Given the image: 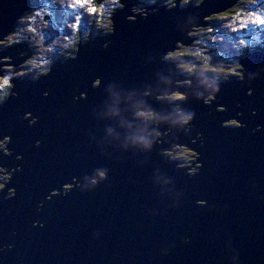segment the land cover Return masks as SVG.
<instances>
[{"label": "water", "instance_id": "1", "mask_svg": "<svg viewBox=\"0 0 264 264\" xmlns=\"http://www.w3.org/2000/svg\"><path fill=\"white\" fill-rule=\"evenodd\" d=\"M239 1L172 10L154 5L158 12L132 22L128 17L139 1L124 0L126 7L110 15L114 34L82 43L77 59L56 62L38 81L10 80L11 93L19 96L9 93L0 105V140L12 137L14 155L0 151V163L23 164V171L9 185L17 196L0 197V246L15 244L0 254V264H264V130L252 131L264 125V49L239 61L258 78L222 82L212 106L198 99L210 81L180 76L165 58L178 40L192 46L195 38L186 29L193 15L206 27L205 16ZM32 8L31 0H0V41ZM27 46L0 48V60H10L0 68L23 66L32 55ZM249 87L255 95H247ZM176 91L187 93L179 107L196 113V131L205 135V143L194 146L205 165L197 179L164 154L193 147L175 106L168 105ZM221 104L226 111H218ZM138 111L159 121L144 123ZM26 112L39 117L37 125L20 118ZM233 118L246 126H222ZM38 139L44 144L35 148ZM19 153L23 161H16ZM66 185L72 186L66 196L57 193L36 212L37 201ZM201 199L207 202L198 205ZM38 219L44 227H33Z\"/></svg>", "mask_w": 264, "mask_h": 264}, {"label": "clouds", "instance_id": "2", "mask_svg": "<svg viewBox=\"0 0 264 264\" xmlns=\"http://www.w3.org/2000/svg\"><path fill=\"white\" fill-rule=\"evenodd\" d=\"M61 5L63 6L64 0H59ZM76 0H74V3ZM207 0H179V6H177V0H166V5L163 4L164 7H166L169 10L176 9V8H188L191 6H195L197 8L202 7ZM111 3L115 5L113 8V16L115 15L116 11L118 9H124L126 7V4L124 3V0H111ZM252 3H255V0H252ZM157 5V0H145L144 5L140 6H133L131 9L132 15L128 17L129 21L135 22L139 18H148L150 15L156 13L159 11V7H149L147 5ZM69 7H72V2H69L68 4ZM104 9L101 8V13L103 15ZM264 12V9H260L259 11L256 12H249L248 16L252 17V20L250 21L251 23L261 26L264 24V15H261V13ZM217 14V13H214ZM213 14V15H214ZM39 15V13H37ZM211 15V16H213ZM194 16V21L190 24L189 29H186L187 36L188 37H196L197 35L207 31L211 32V28H205L204 24L200 22V18L198 15H193ZM211 16H205L204 20L205 22L211 17ZM22 19V18H21ZM79 21L80 18L77 17L76 23L69 25V27L76 29L77 32V38L75 41H70L69 37H64V41H70L72 44V48L69 50L68 43H63L61 44V41L59 39L53 41L52 45H48L47 47H43V41L42 43V50L48 55V59L45 60L43 65H40L37 63L36 59L34 57H29L25 63L27 65H32L33 67L31 68V76L32 78H28L31 80H40L42 77L47 76L51 73L53 66H54V59H52V56L56 55V47L61 46L63 47L66 51L62 52L61 55L63 58L66 59H77L81 50V38L79 35ZM99 28L97 29V34H99L101 31L100 29L107 27L108 31L103 32L104 34H114L116 31V24L115 20L112 18H109L107 21V24L101 18L100 20L97 21ZM247 23V22H246ZM30 31L35 32L36 29H30ZM92 33L90 34V39L88 36H85L83 39V42H90L92 39ZM2 43V41H0ZM195 44L199 45L200 40H195ZM239 44L241 45L240 49H248L249 45L245 41H240ZM111 45V41H106L103 45L105 49H108ZM184 56H195L198 58L200 61H202V65L197 68L196 66H190L188 63H181V67L184 68L187 72L189 73H195L196 71H200L201 73L203 72H209L211 73V81L208 84V90L207 94L201 93L198 96V99L203 100L204 104L212 106L213 103L217 100V97L219 96L221 92V83L222 82H227L228 77L223 76L222 74L226 71H230L233 77H239L240 81H246L249 84H251L254 80L258 78V74H250L248 73V70L245 68L243 64H241L238 59H236V63L232 66H229V68H225L222 65H217L213 64L212 57L203 55L201 51H193L189 46L185 45L183 40H178L177 41V49L175 51H169L165 58H178V57H184ZM60 57V56H59ZM58 59V57L56 58ZM67 61V60H66ZM59 62V61H58ZM65 62V61H62ZM56 64V63H55ZM178 66V65H177ZM26 78V77H25ZM24 79V78H23ZM96 86L102 83V81H95L94 82ZM51 93L50 91H45L43 95L45 97L49 96ZM83 95V94H81ZM247 95L248 96H253L255 95V89L253 87H249L247 90ZM12 96H19V93L16 91H13L11 93ZM162 98V97H161ZM169 98L173 101H187L188 100V95L185 92L182 91H176L171 93ZM9 98V93L5 92L3 96H0V105H3L6 101H8ZM74 99H78L75 98ZM237 107H242V105H237ZM227 110V107L223 104L218 106V111L224 112ZM177 112L179 113V120L177 121L178 124L182 125L183 127V132L189 136V140L191 145L193 146L192 148L185 147L183 150L182 155L185 157L183 159V163L179 165V167L186 169L187 170V175L189 176L190 179H197L201 176V170L204 168V163L202 162V154L200 151H198L194 146L197 144L203 145L205 143V135L203 132L196 131V113L195 112H185L183 109L177 106ZM252 115H257V111L255 109L251 110ZM141 115H144L148 119H158V117L153 114L152 112H146V113H141ZM244 113L239 112L237 113L238 117H243ZM24 121L28 123L29 126H35L39 122V117L34 116L32 112H26L23 114L22 117H20ZM231 124H235L236 127H245L246 125L242 122V120L238 118H233L231 119ZM224 127L229 126V121H225L223 123ZM264 130V125H258L256 128H254L253 134L260 132ZM45 134H48L46 132ZM12 142V137L11 136H5L2 140H0V147L3 148V155L4 156H13V150L9 147V145ZM44 144L43 140H36L34 143L35 148H40ZM2 159V158H0ZM15 159L16 161H23L24 160V155L23 153L15 154ZM191 161V162H190ZM23 171V164H17L16 166L12 165H6L5 163H0V197H2V201H8L17 196V189L15 187H10L13 179H14V174ZM103 178H106V174H102ZM98 180H94L93 183L96 184L98 183ZM77 186V185H76ZM7 188V191L4 189ZM63 190L67 191V188L64 187ZM57 192H62L61 189H54L50 194H47L43 199L37 201L33 207L35 208L36 212L39 213L41 212L46 204L50 201L53 200L54 197H58L56 195ZM64 193V192H63ZM67 194H64L66 196ZM0 201V202H2ZM206 200H199L197 201L198 205L204 204ZM207 202V201H206ZM9 213L13 211V209H8ZM45 221L42 219H38L34 221L33 227H44L45 226ZM18 234L16 232L12 233V236L15 237ZM15 248L14 243H6L0 246V254H7L10 251H12ZM164 254H167L168 249L163 250Z\"/></svg>", "mask_w": 264, "mask_h": 264}, {"label": "rangeland", "instance_id": "3", "mask_svg": "<svg viewBox=\"0 0 264 264\" xmlns=\"http://www.w3.org/2000/svg\"><path fill=\"white\" fill-rule=\"evenodd\" d=\"M38 1H39L38 5H40V6L35 8L34 11L36 12V14L39 13L40 19H36L35 16L32 14H28L26 17H24V20H31L32 21L31 25L34 24V26H37V29L41 35L40 39L37 41L35 38V35H34L35 33L31 32L29 30H26L25 29L26 27L23 25L24 29H21V34H23L22 38L24 37V39L21 40L22 38H20L21 41H19L20 42L19 44L27 43L29 45V46H27V48L32 49L31 50V52H32L31 57H34L36 59L37 63L40 65H43L45 60L49 58V57H47L46 53L42 50V43H41L42 41H43V47H47L48 45H52L53 41L59 39L61 41V44L68 43V47H69V49H71L72 44L70 41L76 40L77 32H76V29L69 27V25L76 23V19H75L76 17H82V19L79 21V25H80L79 26V35L81 37V43H84L83 39L85 36H88L90 39L91 33L97 34V29L99 28V25H96V24H98L97 23L98 20L103 18V20L107 24L109 16L113 12L112 11L113 8L115 7V5H113L111 3V0H103L102 3H100V4L97 3L98 6L96 4H94V0H89V3L86 4L83 8L76 6L74 9H73V7L68 6L69 2H72V5H73L74 0H64L63 6L59 2V0H38ZM139 1H142L143 3L140 4V2H139V4L137 6L144 5L145 0H139ZM255 2H257L256 4H258V5L262 4V3L263 4L261 6L259 5L260 7H258V6L254 7L253 4L250 3V1H246V5H244V7L238 8V13H245V12H247V10H250V11H248V13L249 12H256V11H259L260 9H264V1L255 0ZM103 3H105V4L103 5ZM157 3H160V2L157 0ZM52 6H54L56 10H52L51 9ZM92 6H95L98 9V11L96 12L95 15H92L91 13L88 12V8L92 7ZM147 6L151 7L152 5L149 4ZM33 8H32V10H33ZM101 8L104 9L103 15L101 13ZM50 10H52V16H50L51 15ZM29 11H27L25 14L29 13ZM43 12H45L46 15L50 17L49 22H47V20H44L45 16L43 15ZM261 15H264V12H262ZM22 17L23 16H21V18ZM21 18H19V20ZM19 20H18L15 28L12 31L13 33L9 34L6 38H4V40H2V43H0L1 48L13 46V45H15L13 43V40L19 39V37H15V32H16V29L19 25ZM33 20H35V21H33ZM232 20H235L237 22H244V24L239 26L242 28L244 27V30L240 29L239 31H236L239 28L238 27V28L232 29V30L229 29L230 31L219 32V30L224 29L228 24L238 25V23H236V22L232 23L233 22ZM251 20H252V17H249L248 20H243V19L237 20V19H232V18H228V19L222 18V20L219 21V23L221 24L220 28L216 24L215 31L212 32L211 34H212V37L214 39V44L218 45V42H219V44L221 45V47L217 49V52L214 53L215 54L214 58H217L216 62L218 63V65H222L223 67H225L227 69V68H229V66H232L236 63V60L233 59L229 55V51L233 45L234 46L239 45L241 47V45L239 44L240 41H242V40L245 41L249 46H253L256 43H259V41H264V26H257L255 24L251 23L250 22ZM100 30L105 32L108 30V28L105 27V28H102ZM19 35H20V33H19ZM95 36L96 35H94V37ZM97 36H98V34H97ZM101 36H103V35L101 34ZM64 37H69L70 41H64V39H63ZM240 37H242V38H240ZM8 38H10L9 42L6 40ZM25 38H27V39L25 40ZM197 39H195V40H197ZM194 42H193V44H194ZM217 45H215V47H218ZM175 49H176V47H175ZM193 49H194V47H193ZM222 49L225 52H227L228 54L223 53ZM201 50H203V49L202 48L197 49V51H201ZM245 50L247 51L248 49H245ZM64 51H66V50L63 47L57 46L56 47V55L52 56V57L54 59H56L57 57L59 58V56H62L61 53ZM193 51H195V49ZM244 55H246V54H244ZM236 58L238 59L239 56H236ZM8 61H10V60L9 59H1L0 60V62L3 64H6ZM187 63L191 66L195 65V64L190 63L189 61ZM32 67H33L32 65H27L25 63L23 66L18 67V68H21L20 71L12 73V72H14L13 69H18V68L13 67V66H2L0 69L2 72H4V74L2 77H0V87L2 86L3 81L5 79H8V81L10 83V80L16 79V78H21V79H23L25 77L32 78V76H30ZM176 67L179 69V72L181 74L185 75L184 77H188L187 75L190 76L191 74L195 75V73H197V72L200 75L205 76L204 75L205 72L201 73L200 71H196L195 73H189L184 68H181V67L179 68L177 65H176ZM207 73H209V72H207ZM230 74H231L230 71H226L222 75L230 77ZM206 77H209L211 79V76H206ZM209 81H211V80H209ZM186 83H189V82L188 81L186 82V80H183L182 85L186 84ZM11 91H12V87H11V83H10L9 93H11ZM167 100L169 102L168 103L169 105L173 104L172 106H175V112H176L177 106L179 105L180 101H173L170 98H167ZM142 113H144V112H142ZM138 117L144 118V123L151 122V121H147L148 118H146L144 115H141V113L138 114ZM157 117H158V119H155V120L152 119V121H159V116H157ZM229 126H236V125L235 124H229ZM0 151H3L2 147H0ZM182 153H183V150H176L175 152L174 151H170V152L165 151L164 154L167 157H169V159H171L172 161H176L177 163L181 162L178 164H182L184 162L183 159H185V157L182 155ZM65 187L67 188V191L62 190L61 193L60 192H57V193H59V195H64V194L69 193L72 186L66 185ZM62 197H64V196H62Z\"/></svg>", "mask_w": 264, "mask_h": 264}, {"label": "trees", "instance_id": "4", "mask_svg": "<svg viewBox=\"0 0 264 264\" xmlns=\"http://www.w3.org/2000/svg\"><path fill=\"white\" fill-rule=\"evenodd\" d=\"M139 1V0H138ZM160 3H157V5H163V4H165L166 5V0H158ZM246 1H250V3L251 4H253V6L254 7H256V6H258V7H260L262 4H256L257 2H255V3H252V0H241V1H239L238 3H237V5L236 6H234V8H232L231 10H229V11H226V12H224V13H222V14H218V15H215V16H212L210 19H208L206 22L208 23V25L205 27V28H211L212 29V31L211 32H207V31H205V32H203V33H201V34H199V35H197L198 36V38L200 39V44L199 45H197L198 46V49H203V50H201L202 51V54L203 55H205L204 53H207L208 51H212L214 48L215 49H218V48H220L221 47V45L219 44V42H218V45L217 44H214V39H213V37H212V32H214L215 31V26H216V24L219 26V28H220V23H219V21L220 20H222V18H225V19H228V18H232V19H237V20H247L250 16H248V11H250V10H247V12H245V13H238V8H242V7H244V5H246ZM262 1H264V0H262ZM139 2H141V3H143L142 1H139ZM94 4H96L97 5V0H94ZM105 3H103V5H104ZM98 6V5H97ZM113 11V10H112ZM25 15V14H24ZM24 15H23V17H22V19H20L19 20V25H18V27H17V29H16V32H15V37H19V39L18 40H13V43L15 44V45H17V44H19L20 42L19 41H21V40H23L24 39V37L22 38V36H23V34H21V29H24V26H23V20H24ZM237 17H240V19L239 18H237ZM109 18H110V16H109ZM96 25H98V24H96ZM31 29V28H30ZM33 29V28H32ZM29 30V29H28ZM219 30V29H218ZM30 31V30H29ZM101 32L98 34V35H106V34H104L103 33V31L102 30H100ZM108 31V30H107ZM219 32H221V30H219ZM19 33H20V35H19ZM33 33H35L34 35H35V38H36V40L38 41L39 39H40V33H39V31H35V32H33ZM93 34V37H94V35H96L97 36V34H94V33H92ZM38 35H40V36H38ZM196 36V37H197ZM196 37H194L195 39H197ZM20 38H22L21 40H20ZM81 38V37H80ZM9 39L10 38H8V39H6L8 42H9ZM27 38H25V40H26ZM263 44H264V41H261ZM52 43V42H51ZM194 44H195V42H194ZM196 45V44H195ZM205 45H207V47L205 46ZM215 45H217L218 47H215ZM1 48V47H0ZM4 48H6V47H4ZM4 48H2V49H4ZM192 50H193V47L191 48ZM257 49V48H256ZM256 49H252V50H247L246 52H249V53H253V52H256ZM261 49V48H260ZM223 50V49H222ZM258 50V49H257ZM207 51V52H206ZM210 53V52H209ZM223 53H226V54H228L227 52H225L224 50H223ZM245 53V52H244ZM208 56V55H207ZM210 57H212V63L213 64H217L218 65V63L216 62L217 60V58H214V56H215V54H213V53H211L210 55H209ZM52 59H54L53 57H51ZM234 59V58H233ZM66 60H68V59H66V58H63V56L61 57H59L58 59H54V63H56V62H58V61H66ZM167 61H173L174 63H176V65H178V67L180 68L181 66V63L182 62H184V63H187L188 61L190 62V63H192V64H195L194 66H196L197 68L198 67H200L201 65H202V61H200L198 58H196L195 56H184V57H178V58H171V59H166ZM191 66V65H190ZM193 66V65H192ZM182 68V67H181ZM204 73V72H203ZM231 73V72H230ZM191 75H193V74H191ZM190 75V76H191ZM195 75H197V76H199V77H201V78H204V79H207V80H211L209 77H206V76H211V73H207V72H205L204 73V75L205 76H202V75H200L198 72L197 73H195ZM31 76V75H30ZM187 76H189V75H187ZM27 78V77H26ZM29 78V77H28ZM229 79H232V78H238L239 79V77L237 76V77H233L232 76V74H230V77H228ZM228 79V80H229ZM4 87V88H3ZM9 90H10V83H8L7 85H5V84H2V86L0 87V96H3V94L5 93V92H7V93H9ZM177 150V148L175 149V151ZM174 151V152H175ZM166 156V155H165ZM167 157V156H166ZM178 163H181V162H178Z\"/></svg>", "mask_w": 264, "mask_h": 264}, {"label": "flooded vegetation", "instance_id": "5", "mask_svg": "<svg viewBox=\"0 0 264 264\" xmlns=\"http://www.w3.org/2000/svg\"><path fill=\"white\" fill-rule=\"evenodd\" d=\"M31 2H32L34 8H33V10H32V9L30 10L31 12L29 11V13L25 14L24 17H26L28 14H32V15L35 16L36 19H40V15H37L36 12L34 11L35 8H37L38 6H40V5H38L39 1H38V0H31ZM36 2H37V3H36ZM166 6H167V5H166ZM52 7H53V8H52ZM52 7H51L52 10H56L54 6H52ZM52 10H50V12H51V15H50V16H52ZM43 15L45 16V17H44V18H45L44 20H47V22H49V21H50V20H49L50 17L47 16L45 12H43ZM33 21H35V20H33ZM38 21H39V20H38ZM39 22H40V21H39ZM31 23H32L31 20H23V25L26 27V28H25L26 30H28V29L30 30V28H31V29L34 28V29H36V32H37V31H38L37 26H34V24L31 25ZM34 23H35V22H34ZM31 32H32V31H31ZM38 36H40V35H38ZM92 36H93V34H92ZM196 38H198V36H197ZM198 40H200V39L198 38ZM205 46L207 47V45H205ZM192 47H194L195 50L198 49V46L195 45V44H194ZM192 47H190V48H192ZM194 49H193V50H194ZM69 50H70V49H69ZM206 52H207V51H206ZM209 52H210V53H209ZM216 52H217V49L214 48L212 51H208L207 53H204V54H205L206 56H207V55L209 56L211 53L214 54V53H216ZM47 57H48V55H47ZM61 57H62V56H61ZM151 120H152V119H148L147 121H151Z\"/></svg>", "mask_w": 264, "mask_h": 264}, {"label": "snow or ice", "instance_id": "6", "mask_svg": "<svg viewBox=\"0 0 264 264\" xmlns=\"http://www.w3.org/2000/svg\"><path fill=\"white\" fill-rule=\"evenodd\" d=\"M88 3H89V0H76V2L72 5V7H73V9L76 6L83 8ZM97 11H98V9L95 6L88 8V12L91 13L92 15H95ZM79 18H80V20L82 19V17H79ZM75 19H77V17ZM261 26H264V24H262ZM169 59H171V58H169ZM8 83H9L8 79H5L3 81V84H5V85H7Z\"/></svg>", "mask_w": 264, "mask_h": 264}, {"label": "built area", "instance_id": "7", "mask_svg": "<svg viewBox=\"0 0 264 264\" xmlns=\"http://www.w3.org/2000/svg\"><path fill=\"white\" fill-rule=\"evenodd\" d=\"M233 22L232 23H234V22H236V23H238V25H234V24H228L224 29H222L221 31H223V32H225V31H230V30H232V29H236V28H238L240 25H242V24H244V22H237V21H235V20H232ZM229 23V22H228ZM220 26H221V24H220ZM230 29V30H229ZM240 29H243L244 30V27L242 28V27H239L236 31H239ZM240 38H242V37H240ZM236 47H240L239 45L238 46H236ZM236 47H231V48H236Z\"/></svg>", "mask_w": 264, "mask_h": 264}, {"label": "bare ground", "instance_id": "8", "mask_svg": "<svg viewBox=\"0 0 264 264\" xmlns=\"http://www.w3.org/2000/svg\"><path fill=\"white\" fill-rule=\"evenodd\" d=\"M159 6H161V5H159ZM149 7H150V6H149ZM242 30H243V29H242ZM221 40H222V39H221ZM193 45H194V44H192V46H193ZM192 46H191V47H192ZM180 76H185V75L180 74ZM186 82H187V81H186ZM184 86H185V85H182V86H181V89H186ZM165 104H166V103H165ZM168 105H169V104H168ZM180 108H181V107H180ZM176 112H177V110H176ZM140 113H142V112H141V111H138V114H140ZM138 118H140V117H138ZM178 118H179V114H178ZM151 122H154V121L151 120ZM147 123H149V122H147ZM239 128H240V127H239ZM240 129H241V128H240ZM68 185H72V186H73L74 183H73V182H69ZM58 197H59V196H58ZM56 198H57V197H54V199H56ZM54 199H53V200H54Z\"/></svg>", "mask_w": 264, "mask_h": 264}]
</instances>
